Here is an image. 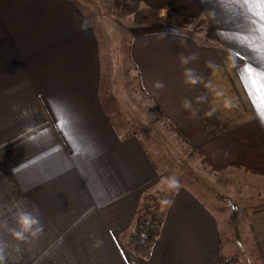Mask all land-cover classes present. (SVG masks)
Returning <instances> with one entry per match:
<instances>
[{"label": "crops", "instance_id": "1", "mask_svg": "<svg viewBox=\"0 0 264 264\" xmlns=\"http://www.w3.org/2000/svg\"><path fill=\"white\" fill-rule=\"evenodd\" d=\"M134 1L156 24L204 25L199 34L150 28L130 38L127 54L154 110L210 170L264 178L259 92L244 71L264 69L259 18L213 0ZM101 62L99 35L76 0H0V220L11 224L20 202L38 209L43 226L25 241L0 230L3 264L223 263L217 215L186 185L165 209L151 253L128 243L144 193L163 176L140 134L122 133L106 107ZM185 67L201 77L195 86ZM250 226L264 264V207Z\"/></svg>", "mask_w": 264, "mask_h": 264}, {"label": "rangeland", "instance_id": "2", "mask_svg": "<svg viewBox=\"0 0 264 264\" xmlns=\"http://www.w3.org/2000/svg\"><path fill=\"white\" fill-rule=\"evenodd\" d=\"M76 1L99 35L104 103L122 133L140 134L163 176L150 189L154 198L150 197L148 203L152 210L160 212L171 191L181 185L189 186L217 215L223 264H263L250 226V214L264 207V178L239 170L224 173L210 170L173 126L154 110L139 87L137 72L127 54L129 40L138 32L170 28L199 34L204 29L202 20L170 19L156 24L152 12L134 0Z\"/></svg>", "mask_w": 264, "mask_h": 264}, {"label": "clouds", "instance_id": "3", "mask_svg": "<svg viewBox=\"0 0 264 264\" xmlns=\"http://www.w3.org/2000/svg\"><path fill=\"white\" fill-rule=\"evenodd\" d=\"M171 32L174 35H178L175 29H171ZM195 59H196L195 54L189 56L182 55L180 57V63L181 65H187L190 61ZM208 66L214 67L212 62H208ZM183 75L185 78V83L190 86H195L201 80L200 76L196 75L192 69L187 67L184 68ZM153 86L154 88L159 89L162 88L164 85L161 81H157ZM183 106L187 109H190L191 102L185 101ZM224 106L225 107L230 106V101L226 100L224 102ZM193 115H195L194 111H193ZM173 183H175V181H173ZM9 212L11 214L12 223L9 224V222L6 219L0 220V230L7 231V233L13 240L25 241L29 237L35 238L41 233L43 226L40 223L38 209L35 206L29 209L28 207L24 206L22 203L17 202L12 205V207L9 209ZM96 243L97 245H99L100 241H97ZM0 264H3L2 257H0Z\"/></svg>", "mask_w": 264, "mask_h": 264}, {"label": "trees", "instance_id": "4", "mask_svg": "<svg viewBox=\"0 0 264 264\" xmlns=\"http://www.w3.org/2000/svg\"><path fill=\"white\" fill-rule=\"evenodd\" d=\"M151 192L152 191L148 190L144 193L142 201L135 216L134 226L127 234V241L131 244L133 251L136 254L142 256H148L151 253L153 244L155 243L160 233L165 213L164 211L167 208L176 190L174 189L173 191H171L169 198H167L166 200L164 208L161 209L160 212L153 211L151 205L148 203V199L150 197L152 199L154 198L151 195ZM221 260V262H223L225 258L221 257ZM230 261L233 262V259Z\"/></svg>", "mask_w": 264, "mask_h": 264}, {"label": "snow or ice", "instance_id": "5", "mask_svg": "<svg viewBox=\"0 0 264 264\" xmlns=\"http://www.w3.org/2000/svg\"><path fill=\"white\" fill-rule=\"evenodd\" d=\"M214 3L219 4L221 8L234 9V8H246L253 16L258 17L260 21L259 28L257 29L262 36H264V0H213ZM255 9V11H254ZM250 23L255 24L256 21L248 18ZM226 40L240 41V37L236 33H220ZM249 47H253L250 42H247ZM253 50L256 49L253 47ZM261 59L264 60V46L261 48ZM239 55V53H237ZM244 71L249 74L250 82L256 87L259 92V102L262 109L261 118L264 120V69L256 70L251 65H245Z\"/></svg>", "mask_w": 264, "mask_h": 264}]
</instances>
